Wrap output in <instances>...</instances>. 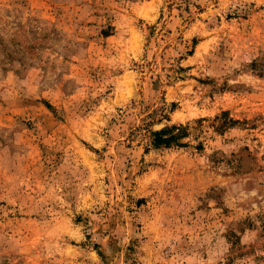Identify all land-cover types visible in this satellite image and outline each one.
I'll return each instance as SVG.
<instances>
[{
	"label": "rangeland",
	"instance_id": "obj_1",
	"mask_svg": "<svg viewBox=\"0 0 264 264\" xmlns=\"http://www.w3.org/2000/svg\"><path fill=\"white\" fill-rule=\"evenodd\" d=\"M0 264H264V0H0Z\"/></svg>",
	"mask_w": 264,
	"mask_h": 264
},
{
	"label": "trees",
	"instance_id": "obj_2",
	"mask_svg": "<svg viewBox=\"0 0 264 264\" xmlns=\"http://www.w3.org/2000/svg\"><path fill=\"white\" fill-rule=\"evenodd\" d=\"M230 121H233L230 119ZM177 130V131H176ZM184 128L179 126H172L171 128H164L154 133L153 144L157 147L161 145L169 146L172 143L180 145L179 139L183 135Z\"/></svg>",
	"mask_w": 264,
	"mask_h": 264
}]
</instances>
